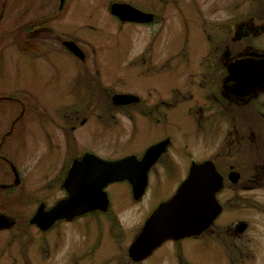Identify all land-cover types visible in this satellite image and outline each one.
<instances>
[{
    "label": "flooded vegetation",
    "instance_id": "af4514ba",
    "mask_svg": "<svg viewBox=\"0 0 264 264\" xmlns=\"http://www.w3.org/2000/svg\"><path fill=\"white\" fill-rule=\"evenodd\" d=\"M94 9L107 13L112 35L137 36L122 60L102 69L121 67L132 80L155 84L139 93L114 89L112 78L102 86L97 44L80 33ZM258 63L264 67V0H0V264H195V254L212 243L224 264H264V238L249 234V220L222 221L231 206L262 203L248 195L264 191V84L252 88L243 79ZM230 66L247 71L231 76ZM169 73L173 85L161 89L157 84ZM63 79L62 102L38 101L50 82ZM116 95L129 98L121 104ZM175 116L191 128L201 153L156 135L142 151L120 158L142 161L138 172L146 173V184L138 199L129 181L95 193L97 178L84 172L83 158L111 160L84 146V134L94 142L109 127L157 130L169 120L177 125ZM162 142L163 152L148 159ZM172 156L182 177L144 217L153 178L176 166ZM203 162L218 176L221 213L198 235L131 256L153 211L174 195L192 163Z\"/></svg>",
    "mask_w": 264,
    "mask_h": 264
},
{
    "label": "rangeland",
    "instance_id": "374dc122",
    "mask_svg": "<svg viewBox=\"0 0 264 264\" xmlns=\"http://www.w3.org/2000/svg\"><path fill=\"white\" fill-rule=\"evenodd\" d=\"M91 7H95L91 5ZM184 19L189 23L188 19L184 17ZM179 23L181 27L178 26L177 30V38L179 39L182 34L180 33V29L183 28V18H179ZM83 30L80 32L82 36L89 41H94L97 44V55L98 60L102 63V67L100 68V72H102V76L105 77L104 81H100L103 87H107L109 84L110 78L113 82L114 89H119L127 92H142L146 90L147 86L150 84V81L139 80L134 78L131 79V76L126 75L123 68H114L108 67L105 70L102 68L105 66L106 62L110 61H118L122 60L123 56H125L124 48L126 45H130V42L133 43L136 37H132V30H126L124 34L112 35L111 29L109 26L112 25L108 15L106 12H103L99 9H94L92 11H87L85 16L83 17ZM130 39L128 44H124V41ZM69 45H73L78 48L76 45L72 43H66V47ZM172 45H170L171 49ZM69 48V47H68ZM79 49V48H78ZM71 51V49H69ZM72 52V51H71ZM73 53V52H72ZM81 53V52H80ZM74 54V53H73ZM103 70V71H102ZM175 76L172 73L166 74L163 76L161 82L157 85L161 88L171 87L174 82ZM66 79L60 80L56 85L53 86L54 82H50L46 88H44L40 93L36 95V98L40 103H45L49 105H55L57 103L62 102L64 96L58 94V89L64 85ZM104 82V84H103ZM121 123V117L117 118ZM175 119H178L177 125L176 121L173 123L169 120V122L160 124V127L157 128L153 126L151 130L143 129L140 131H136V133L127 132L124 128L119 127H109L108 130H104L100 135L97 141L91 142L89 139L83 135V145L92 147L93 150L98 151V153L108 160H116L126 156L131 152H139L144 149L146 145L153 142V138L156 135L163 137L167 134L171 135L175 140V148L176 149H185L187 148L189 151H195L201 153L200 150L195 149L197 143V137L191 134V128L188 125H185L182 122V118L179 116H175ZM84 132V131H83ZM41 151V149H40ZM37 150H35L34 155ZM176 157V156H175ZM172 156L176 166L174 165L166 172L160 171V173L153 178V187L154 192H152V197H149L143 204L142 215L145 217V211L148 208L153 207L152 204L155 200H159L166 195H170L179 179L182 177V169L178 165V160ZM195 158H197L195 156ZM106 161V160H105ZM185 165L187 161L185 160ZM184 163L182 167L185 166ZM258 196V198H252L253 200L261 201L262 203H258V206L252 205L250 203H242L238 206H231L228 208L227 212L224 214L223 222L226 220H243L247 218L251 223V230L249 234L251 236H257L264 238V191H256L250 193L248 196ZM132 215V214H131ZM144 217H141V221ZM132 223L128 221L127 227H130ZM81 229V228H80ZM88 232L93 234L95 225L90 224L88 227ZM86 230L81 229L80 233H85ZM90 234V235H91ZM248 236V234H247ZM264 241V239H263ZM216 246L212 243L209 245V249L195 254V264H224V258L218 255V252L214 251ZM103 249L107 252V248L103 245ZM96 264V263H93Z\"/></svg>",
    "mask_w": 264,
    "mask_h": 264
},
{
    "label": "water",
    "instance_id": "95a60500",
    "mask_svg": "<svg viewBox=\"0 0 264 264\" xmlns=\"http://www.w3.org/2000/svg\"><path fill=\"white\" fill-rule=\"evenodd\" d=\"M68 47L75 55L81 54L75 46L68 44ZM256 65L260 66L262 63ZM236 70L247 71L240 66L237 69L233 66L228 67L231 76L237 72ZM252 73L250 76L249 74L248 76L243 75V79L252 83V88L258 84H264L263 66ZM128 98L129 96L126 95L114 96L115 101L121 104L127 102ZM166 144L167 142H162L157 147L151 148L147 153V158H154L161 154ZM83 161L82 166L86 169L84 172L88 173V177L92 175L93 178H97L98 185L95 193L99 196L107 184L123 181H129L132 184L135 199L143 194L146 173L138 172L142 161H137L134 157L105 161L89 155L84 156ZM131 168H133L132 171ZM217 178L212 163H192L188 177L180 184L174 195L162 202L147 219L140 235L129 249L130 255L134 258H143L167 240L198 235L206 230L221 213V207L215 199V194L220 189V182ZM242 229L243 227L240 228Z\"/></svg>",
    "mask_w": 264,
    "mask_h": 264
}]
</instances>
